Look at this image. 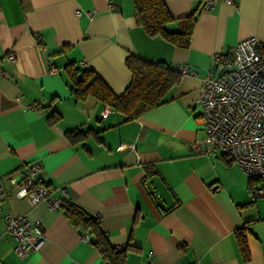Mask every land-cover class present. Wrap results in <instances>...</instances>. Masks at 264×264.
Returning a JSON list of instances; mask_svg holds the SVG:
<instances>
[{
  "label": "crops",
  "instance_id": "0c3cea01",
  "mask_svg": "<svg viewBox=\"0 0 264 264\" xmlns=\"http://www.w3.org/2000/svg\"><path fill=\"white\" fill-rule=\"evenodd\" d=\"M164 1L170 33L195 16L186 47L150 37L133 0H0V185L11 193L0 212V264H106L63 208L16 196L8 177L19 181L35 163L57 197L99 218L113 246H130L126 264H264V197L255 195L264 178L250 179L211 150L199 107L214 56L231 58L252 36L264 42V0L219 1L209 11L204 0ZM131 55L196 76L180 73L163 105L130 121L74 93L73 74L93 70L122 95ZM7 213L41 221L46 239L31 256L17 255Z\"/></svg>",
  "mask_w": 264,
  "mask_h": 264
},
{
  "label": "built area",
  "instance_id": "2783aa9c",
  "mask_svg": "<svg viewBox=\"0 0 264 264\" xmlns=\"http://www.w3.org/2000/svg\"><path fill=\"white\" fill-rule=\"evenodd\" d=\"M219 1L235 5V0H204L203 10L213 9ZM36 38L39 40L40 36ZM15 58L13 52L8 56L11 63ZM212 67L203 80L199 98L200 121L211 150L220 151L250 179L261 180L264 178V42L255 36L243 39L236 44L231 58L216 54ZM179 72L196 76L191 67ZM57 73L51 69V74ZM41 172V163H35L28 165L19 181L9 176L18 185L16 196L33 207L46 203L50 210L62 208L64 199L57 197L55 189L41 180ZM255 195L264 197V188L258 187ZM10 198L11 193L0 185V212ZM4 217L6 232L16 240L15 251L20 258L40 249L46 239L40 220L13 213ZM82 239L90 240L87 234Z\"/></svg>",
  "mask_w": 264,
  "mask_h": 264
},
{
  "label": "trees",
  "instance_id": "16d2710c",
  "mask_svg": "<svg viewBox=\"0 0 264 264\" xmlns=\"http://www.w3.org/2000/svg\"><path fill=\"white\" fill-rule=\"evenodd\" d=\"M133 2L136 22L150 37H162L176 46L188 45L195 25L194 14L181 21L178 32L170 33L166 25L173 22L174 18L164 0H133ZM126 65L132 73V82L122 95L115 94L93 70H86L81 76L73 74L74 93L79 99L93 95L124 113L130 121L163 105L168 93L181 79L180 72L165 62L154 63L131 55L126 60ZM62 208L75 227L90 232L93 236L92 243L105 263H127L130 246L122 248L113 246L101 229L98 217H91L82 208L66 200ZM238 239L244 258L249 260V248L244 231L238 233Z\"/></svg>",
  "mask_w": 264,
  "mask_h": 264
}]
</instances>
